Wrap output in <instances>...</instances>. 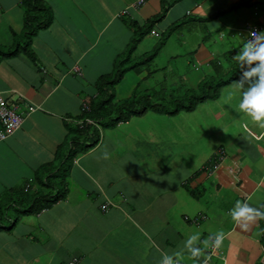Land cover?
<instances>
[{"label":"crops","instance_id":"0c3cea01","mask_svg":"<svg viewBox=\"0 0 264 264\" xmlns=\"http://www.w3.org/2000/svg\"><path fill=\"white\" fill-rule=\"evenodd\" d=\"M39 2L37 6L49 9L52 17L47 25L36 28L25 52L23 0H0V47L5 52L19 50L0 57V95L9 106L16 107L22 118L16 131L0 139V202L3 195L33 194L37 188L34 177L44 165L47 169L41 171L42 180L60 165L67 172L62 181L58 178L59 184L52 182L50 189H62L61 199L19 221H2L0 264H68L73 258L76 264H159L162 252H186L183 242L189 235L199 232L203 239L219 230L227 237L223 246L212 253L210 264L262 262L260 221L245 232L229 215L237 200L253 207L264 204V167L260 171L258 165L256 169L247 164L252 148H244L246 153L237 149L231 159L223 145L216 146L202 168L179 181L171 176L177 171L174 164L167 163L170 166L164 165L149 175L144 171L143 159H149L154 167L156 163L150 160L153 154L151 141L146 140L148 127L142 125L140 133L135 131L146 112L116 124L115 114L92 122L84 116L82 104L90 107L97 94L96 81L111 74L116 59L127 53L136 27L143 31L147 21L161 13L163 17L128 56L131 64L127 66L135 64L131 71L139 81L156 70L148 68L153 62L148 57L167 32V40L177 39L171 47L179 49L169 58L179 56L180 49L192 48L189 54L193 64H188L194 70L183 78L191 89H196L204 78L202 66L213 69L216 61L217 69L225 72L229 64L232 70L233 64H238L233 57L243 46L247 29L260 26V32H264V0ZM183 32L190 36L189 42L187 38L183 41ZM220 56L224 58L219 60ZM85 124H90L91 132L79 136L80 132L76 137L74 132ZM105 148L107 159L102 157ZM213 159L216 162L207 164ZM233 166L235 173L230 171ZM219 168L223 174L233 172L235 180L228 187L229 177L224 175L226 182L223 178L222 182L215 181L212 193L202 186L200 177L205 178L208 171L212 177ZM120 182L122 189L118 188ZM222 183L228 190L221 191ZM76 186L79 196L72 201ZM28 204L29 200L19 195L17 201L9 199L7 209ZM29 216L39 220L26 221ZM60 225L67 227L69 250L60 244L65 236ZM184 264L195 262L186 255Z\"/></svg>","mask_w":264,"mask_h":264},{"label":"rangeland","instance_id":"374dc122","mask_svg":"<svg viewBox=\"0 0 264 264\" xmlns=\"http://www.w3.org/2000/svg\"><path fill=\"white\" fill-rule=\"evenodd\" d=\"M189 37L190 36H188L186 32H183V41H185L186 38L188 41ZM162 40L164 42L163 44H165V50L160 48L158 51H155V55L151 60L153 62L150 61L151 63L149 65V62L147 63L150 71L152 69L156 70L151 72L148 76L144 74L140 81L138 80V76L136 74H134L131 70H128L125 73L124 79L114 86L115 101L125 100L128 101V103H133L132 99L135 96L144 95L141 94L142 89H147V91L151 93L160 90L161 86L163 85L165 87L173 86L175 89H177L176 92L180 94L184 93V89H190L188 84L184 82L183 78L184 74L186 75L188 71L194 70V67L188 64H193V58L189 54V50H192V48L185 47L183 50L180 49L181 52L179 56L175 58H169L172 53H176L177 50H179L171 47V45L175 43L177 39L170 38L167 40L164 36ZM240 41L241 40L239 39V43H241ZM166 44L168 45L166 46ZM128 51L129 50H127V53ZM223 58L224 56H220L219 60H222ZM139 64H141L140 61ZM215 64L218 65L219 62L216 63L215 61ZM216 65L213 67V69L211 68V70L202 66L204 76L219 71ZM197 67L199 68V66ZM232 69L241 72L238 64H233ZM227 70L229 74L228 76H230L231 65H227ZM233 91L234 90L231 87L226 86L220 91V96L215 101L202 103L191 112L181 111L175 115H168L147 110L146 115L140 119L141 125L138 124V127L135 129V131L140 133L142 125L148 127L147 132L149 136L146 138V140L151 141L150 151L153 155L150 157V160L156 163V167L153 166L149 159L145 158L142 162L145 164L144 171L150 175L151 173L158 172V170H160L164 165L170 166L174 164L177 167V171L172 172L173 174L171 176L175 177L179 181L189 172L196 171L198 168H200L205 160H207L211 155L214 148L219 145H223V147H225V153H229L231 159L235 158L237 149H241L243 153H246L244 148H252L249 155L250 160L247 161V164H249L251 167L254 166L256 169L258 165L260 171L263 170L264 129H260L250 121H248L250 131H245L241 127V122L248 120V118L245 117L244 113H242L238 108L240 99L239 91H235L233 98L228 99L229 93ZM174 95L176 94H173V96ZM169 96H172V93L168 91L165 93V97ZM151 100L154 101L153 97ZM141 102L136 105L137 108H141ZM87 105L88 104L86 103L82 104L83 108H89ZM149 112L152 114H149ZM215 141H218V143ZM254 156L258 157L255 158ZM260 156L261 158H259ZM225 161L229 162V159H225ZM254 167L252 168L253 172L255 170ZM231 170L235 173L236 168L233 166V168H230V171ZM245 170H243V173L246 174ZM66 172L67 170L65 173ZM234 173L226 171L225 174H223L221 168H219L214 172L212 177H210L211 174L208 171L207 174L204 173L205 178L200 177V183L207 191H211L213 193L214 189L212 185L215 181L222 182L221 178H223L224 182H226L225 177H223L224 175L229 177L228 181L230 185L228 187L233 186V181L235 180ZM261 173L263 174V171ZM56 180H58V178ZM71 182H73L72 178L70 179V183ZM221 185V191L228 190V187L224 186L227 184L222 183ZM118 188L122 189L121 182L118 185ZM55 189L57 191V188ZM73 190L74 191L71 199L72 201H76L79 196L75 193L77 186L74 187ZM56 191H52V193H55ZM19 195L15 194L12 196H2L3 198L0 202V215H2L3 218L1 221H5L6 218H8L10 222H14L17 220L19 221V219L22 217H25L24 215L26 213L22 212L26 208L30 207V204L23 206L17 205L19 208L17 206L14 208V206L11 205V209H7L6 207V205H9L10 198H13V200L17 201ZM228 197L230 199L233 198V194L230 190L228 191ZM117 198L120 202H125L123 201L122 197L117 196ZM218 199L219 198H217V202L219 203L220 200L218 201ZM225 201L226 197H224V202ZM229 202L232 201L229 200ZM213 205L216 204L214 203ZM14 215L16 220L9 217ZM9 220H6L5 223L9 222ZM25 220H32L33 223H36L39 219L34 216H29L26 217ZM21 223L22 221L20 220V224ZM145 224H147V222H145ZM61 228L64 230L65 235L67 227L63 225ZM63 237L64 240L60 241V244L62 247H67L69 250L70 245L68 244L70 241H67L68 237H66V235ZM259 264L264 263L259 261Z\"/></svg>","mask_w":264,"mask_h":264},{"label":"trees","instance_id":"16d2710c","mask_svg":"<svg viewBox=\"0 0 264 264\" xmlns=\"http://www.w3.org/2000/svg\"><path fill=\"white\" fill-rule=\"evenodd\" d=\"M40 0H23V8H24V14H25V23H24V31L22 33L23 38L26 39L24 46L22 47L25 52H28V41L31 38V36L35 35L37 29L40 26H45L51 19V13L50 10L44 7L37 6L38 2ZM40 3V2H39ZM40 16L46 17L45 21H42L40 16L36 15V13ZM163 17V13L157 15L156 17L150 19L147 21L145 25V29L142 31V28L136 27L135 34L132 42L130 43L128 47V53L125 54L123 57H118L117 64L114 67V70L111 74L102 75L98 78L96 81V91L97 94L95 98L92 100L91 105L89 108L84 110V116H87L91 119L92 122H96L99 120H104L102 116H108L111 118L113 114L114 116V123L117 122H123L127 121L129 118L133 116H141L147 110H151L157 113H164L168 115H175L181 111L184 112H191L193 111L198 105L209 102V101H215L220 96V91L229 85H232L235 80H238L240 78V72L232 69L231 75L228 76V70L223 71L221 68L218 69L219 71L212 73L210 75H205L204 78L198 83L196 89H184V93L180 94L177 93V89L173 87H165L164 85L161 86L160 90L149 92L147 89L141 90V94H144L143 96H135L132 101L133 103H128V101L121 100V101H115V93H114V86L123 78L124 74L131 70L132 68H135L134 65L127 66L126 63H129L130 61L128 56L131 55V53L135 50L137 44L141 40V38L145 35H147L150 31L154 23ZM175 25L174 27H176ZM173 27V28H174ZM167 36H169V32L166 33ZM163 40L159 41L156 45L155 50L152 52V54L149 55L148 59H151L155 55V51H158L162 45ZM17 46H20L18 44ZM17 49H13L10 51H4L0 47V57L3 55L11 56L18 52ZM216 65V64H215ZM214 65V66H215ZM218 67V66H217ZM210 69V68H209ZM211 70V69H210ZM241 71V69H240ZM214 74V76H213ZM171 92L172 96L165 97L166 92ZM176 92V93H175ZM173 94H176L173 96ZM154 99L152 101L151 99ZM142 101V102H141ZM141 105V108H137L136 105L139 103ZM86 121H89L87 119ZM110 121V120H109ZM90 124H85L81 130H76L74 132V135L78 137L77 135L81 136L82 134L87 135L88 132H91L89 130ZM74 136V137H75ZM73 142V141H72ZM76 144H79V141H74ZM94 142V141H93ZM93 144V143H92ZM89 146H86L88 148ZM218 155L215 154L214 159H216ZM72 158H69L71 160ZM210 160L207 164L211 165L212 162H216L215 160ZM208 165V166H209ZM62 166V165H60ZM58 167L56 171H51L50 175H47L45 180H42L40 178L41 171H44L47 169V165H44L39 169L37 172V177L34 182L37 184V188L34 192L31 193H20V197L23 198V200H29L30 207L26 208L22 213H26L25 215L32 214V213H38L45 207L50 206L52 203L58 201L62 198L63 193L61 192L62 189L59 191H56V193L50 192L51 188L53 187V183H57L59 178L60 180L64 177L65 169L63 167ZM211 170V169H210ZM62 181V180H61ZM59 184V182H58ZM49 190V191H48ZM198 190V189H196ZM47 192V193H46ZM8 205H6L7 207ZM3 214V213H2ZM2 218L3 216L0 215V228L2 224ZM260 225L263 229L261 242L264 249V221H260ZM264 258V254H263ZM264 263V259L262 261ZM261 262V263H262Z\"/></svg>","mask_w":264,"mask_h":264},{"label":"clouds","instance_id":"9594fccd","mask_svg":"<svg viewBox=\"0 0 264 264\" xmlns=\"http://www.w3.org/2000/svg\"><path fill=\"white\" fill-rule=\"evenodd\" d=\"M257 27L259 31H251L246 39L248 30ZM260 26H251L243 46L233 59L241 69V75L231 85L234 90L229 93L232 99L235 91L240 92L238 108L248 120L241 122L245 131H250L248 121L260 129H264V32ZM102 157L108 158L105 148ZM229 215L234 224L242 231H249L259 221H264V204L253 207L247 201L237 200ZM227 237L223 230L208 235L201 239V234L195 232L183 242L186 252L175 251L172 254L162 252L159 264H184L185 257L195 264H210L212 253L219 250Z\"/></svg>","mask_w":264,"mask_h":264},{"label":"built area","instance_id":"2783aa9c","mask_svg":"<svg viewBox=\"0 0 264 264\" xmlns=\"http://www.w3.org/2000/svg\"><path fill=\"white\" fill-rule=\"evenodd\" d=\"M142 2V1H140ZM251 31H259L257 27H253L248 30L246 39L250 38L249 33ZM87 108L84 107L83 110ZM22 123L21 116L16 112L15 106H9L6 99L0 95V139H5L16 131ZM216 168V165L214 166ZM77 259L73 258L68 264H76Z\"/></svg>","mask_w":264,"mask_h":264}]
</instances>
